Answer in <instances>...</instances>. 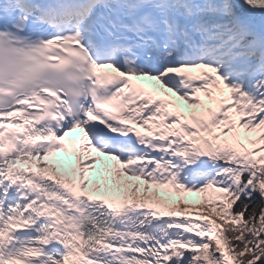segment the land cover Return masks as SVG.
I'll use <instances>...</instances> for the list:
<instances>
[{
    "label": "snow or ice",
    "instance_id": "1",
    "mask_svg": "<svg viewBox=\"0 0 264 264\" xmlns=\"http://www.w3.org/2000/svg\"><path fill=\"white\" fill-rule=\"evenodd\" d=\"M0 264H264V0H0Z\"/></svg>",
    "mask_w": 264,
    "mask_h": 264
}]
</instances>
